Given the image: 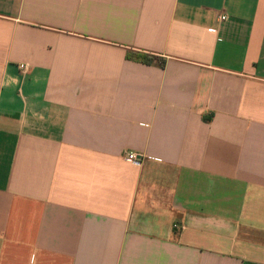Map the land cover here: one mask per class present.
Here are the masks:
<instances>
[{"label":"crops","instance_id":"crops-1","mask_svg":"<svg viewBox=\"0 0 264 264\" xmlns=\"http://www.w3.org/2000/svg\"><path fill=\"white\" fill-rule=\"evenodd\" d=\"M0 264H264V0H0Z\"/></svg>","mask_w":264,"mask_h":264},{"label":"built area","instance_id":"built-area-1","mask_svg":"<svg viewBox=\"0 0 264 264\" xmlns=\"http://www.w3.org/2000/svg\"><path fill=\"white\" fill-rule=\"evenodd\" d=\"M226 19V16L225 15H220L219 16V20L220 21H224ZM19 68L23 71L27 70L28 69V65L26 64H20L19 65ZM126 159L131 162L132 164L134 165H140L142 163V160H143V157L142 156H139L135 153H132V152H128L126 153ZM177 226V225H175Z\"/></svg>","mask_w":264,"mask_h":264},{"label":"trees","instance_id":"trees-1","mask_svg":"<svg viewBox=\"0 0 264 264\" xmlns=\"http://www.w3.org/2000/svg\"><path fill=\"white\" fill-rule=\"evenodd\" d=\"M128 57H132V55H128ZM132 58H136L144 63H148L150 61V59L148 57H145L144 55H135L134 57Z\"/></svg>","mask_w":264,"mask_h":264}]
</instances>
